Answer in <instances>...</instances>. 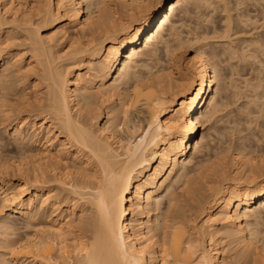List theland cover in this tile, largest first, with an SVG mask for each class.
Wrapping results in <instances>:
<instances>
[{
  "label": "bare ground",
  "instance_id": "1",
  "mask_svg": "<svg viewBox=\"0 0 264 264\" xmlns=\"http://www.w3.org/2000/svg\"><path fill=\"white\" fill-rule=\"evenodd\" d=\"M217 1L0 0V264L264 258V145H228L222 169L208 132L194 140L223 120L221 64L238 51L194 37L173 55L176 12Z\"/></svg>",
  "mask_w": 264,
  "mask_h": 264
},
{
  "label": "rangeland",
  "instance_id": "2",
  "mask_svg": "<svg viewBox=\"0 0 264 264\" xmlns=\"http://www.w3.org/2000/svg\"><path fill=\"white\" fill-rule=\"evenodd\" d=\"M225 1H226L228 8L224 7V5L226 6ZM218 2H219V4H218ZM217 4H216L217 7L214 6L215 9L213 8V10H212V8L206 9L205 7L202 6L201 8H197L196 10H194V12L192 11V9H194V8H191L190 5H184L183 4L182 8H180L176 12V14L173 16L170 25H173V24H175L176 26L179 25L178 28H180V29L178 31L181 32V33H179V35L181 34L180 36H182V37H180V38L182 40H183V38L186 40L188 38L190 40H193L191 42H194V39H193L194 37L195 38L196 37L197 38L203 37L202 38L203 40H201V44L202 45L204 44V45L202 47L209 54L211 51L214 52L215 50L217 51V50L222 49L224 47H227V48L232 47L233 49L236 47L235 50L238 51L236 53L238 55V57L236 56V54L234 56V53H233V54H231L232 55L231 58H229V57L226 58L227 62L224 61L225 63L222 62L223 65L221 64V66H224L223 69L225 68L224 72H225V78L226 79H224L225 80L224 84L225 85L227 84L225 89H224L226 91L223 90L222 93L226 94V96H228L227 98H229V99H227L228 104L225 107L226 109L222 110L223 120H221V123L218 122V124L217 123L214 124L215 126L212 125V128L209 130H204L203 125L200 123L198 134H197V136L194 137V140L198 141V140H200V136L202 133H204L205 131H206V133L208 132L209 134L207 133V135H209V136H207L208 139L206 142L209 144L212 141L209 144V145H211V147H214L213 148L214 152L212 154H215V152L217 154H215L214 155L215 158H213L214 156L209 154L211 152L204 151L203 153L207 152L208 156L206 154H202V155L200 154L202 157L198 155L197 158L193 161L197 162L196 160L200 161V160H202V158H204L203 160H205L207 157H209V159H210V157L212 156L210 160L213 159L214 162H216L218 160V159H216L217 158L216 155H217L218 158L221 157L219 160H222V157H223V160H225V161H222L224 163L220 162L219 160L217 161V162L222 163V166L220 163H218V164H220V166L223 169L225 166H227L225 164L227 158L225 159L224 157L228 156L227 151H228L229 146L231 148V146L234 145V146H232V148L233 147L236 148V145L238 143H239V145L244 144L245 146H250V148L252 146L255 147L257 145V143H259V145H264V143H263L264 135L263 134L261 135V133H262L261 131L264 130V125H263L264 121H262V119L264 120V118L260 117V114L257 112L259 114V116H257L258 117V119H257L256 112H253L254 104L249 102L250 100L254 99L255 95H257L259 90H261L260 92H262V93L259 92L260 94L257 96L258 97L257 99H259V96H261L260 98L264 99V95L262 96V94H264L263 93V90H264V53L263 54L261 53L262 50H260V52H258L259 48L262 49V47H260V46H262L261 45L262 43L259 45L261 40L264 43V39H263L264 38L263 37L264 36V0H221V1L219 0V1H217ZM184 7H188V8H184ZM190 9H191V11H190ZM227 9H228V11H227ZM187 11H189L190 13H188ZM184 12H187V13H184ZM225 12L227 13V16H226ZM229 14H231V15H229ZM243 14L245 16L246 15L247 16L245 17V16H243ZM228 15H229V17H228ZM230 17H232V19ZM244 17H245V19H244ZM229 18L231 19L232 24L230 23V20H228ZM237 19H239V21ZM246 19H250V20L247 21ZM251 19H252V21H251ZM243 21H245V22L247 21L246 24ZM228 26H230L229 27L230 29L228 28L229 32L227 31L228 29L226 28ZM166 31H167V29H166ZM225 34H227V35H225ZM174 41L172 42L173 45L177 44L178 40L177 41L174 40ZM253 41L255 43H252ZM189 42L190 41H188V43ZM256 42H257V44H256ZM190 44L191 43L187 44V41H184L183 46H181V45L180 46H178V45L174 46L176 49H175V51H173V55L175 54L174 56H178V57L190 55L191 53H193V51H192V49L190 50L189 48H192L191 46H194L193 43L191 46H190ZM239 44H241V45H239ZM254 44H256V46L257 47L259 46V47L256 48V46ZM236 45H238V46H236ZM254 46H255L256 50L254 49V53H253L252 48ZM238 47L240 48V50ZM241 47L244 50H246L245 47H247L248 52H247V57H243V58L241 57L239 59V57L241 56L239 53L242 51ZM252 53L255 55L254 56L248 55V54H252ZM163 57H164L163 62L166 61V59H168V56H165V54L163 55ZM182 66H183V64H182ZM259 82L263 84V87H261L262 86V84H261L260 88H259V86H258L260 84ZM257 86L259 89H256ZM261 88H263V89H261ZM255 91H257L256 94H255ZM252 94H254V97L252 96ZM263 99H261V100L264 101ZM261 100L259 99V101H261ZM247 102H249L248 103L249 105L247 104ZM245 105H247V106H245ZM244 109H245V111H244ZM246 109H248V110H246ZM249 109L250 110L252 109L251 112H249L250 111ZM254 110H255V107H254ZM245 112L248 113L249 115L247 116V114ZM252 112H253V114H252ZM254 116L256 118H254ZM258 124H260V126H263V127H259ZM216 132H218V133H216ZM0 134H1L0 136H2L5 141H8V140L10 141V139H9L10 137L7 134H6L7 136L5 134H2L1 129H0ZM254 134L255 135L257 134L256 135L257 138L258 137L261 139L263 138L262 139L263 141H261V140L259 141V138L257 139L256 137L255 138L259 142L254 141L255 140V138H253ZM260 135L263 137H260ZM243 136H245V137H243ZM244 138H246V139H244ZM252 139H254V140H252ZM248 140H250V141H248ZM208 141H210V142H208ZM260 142H262V143H260ZM252 143L256 144V145H253ZM14 146L17 147L13 143L9 145L10 148H14ZM232 148L229 150L230 151L229 153L235 152V151H233L234 148L233 149ZM213 149L211 148L212 151H213ZM224 149H225V151H224ZM221 151H222V153L223 152L225 153V154L223 153V156H221L222 154H220ZM226 154H227V156H224ZM203 156H205V157L207 156V157L205 158ZM71 159L72 158L70 157L66 161V163L69 164V166L72 165V164H70V163H72ZM69 160H71V161H69ZM68 162H70V163H68ZM67 164H66V166H68ZM60 165H62V163ZM64 166H65V163L62 165V168ZM68 168L70 169V167H68ZM225 168L227 169V167H225ZM69 169L66 168L65 170H69ZM72 170L73 169H71L70 171H72ZM70 171H67V172H70ZM49 172H50L49 174H51L54 171H49ZM51 186L53 187L54 185H51ZM55 189L56 188H54V191H55ZM63 194L64 193H62V195ZM204 194H207V193H204ZM162 199L163 200H161L162 202H161L160 208L164 209L167 205L166 201L168 199H166L165 197ZM67 206H68V204L65 206H64V204H60V207L54 213H59L60 211H63L64 209L67 208ZM198 218L199 219L197 221H199L201 219L200 216ZM29 227H31V226H29ZM22 228L20 229L21 234H23L22 233L23 231L25 234L26 231L33 230L32 227H31L32 229L27 228V227H25L27 229H25L24 227H22Z\"/></svg>",
  "mask_w": 264,
  "mask_h": 264
},
{
  "label": "snow or ice",
  "instance_id": "3",
  "mask_svg": "<svg viewBox=\"0 0 264 264\" xmlns=\"http://www.w3.org/2000/svg\"><path fill=\"white\" fill-rule=\"evenodd\" d=\"M257 264H264V258L258 260Z\"/></svg>",
  "mask_w": 264,
  "mask_h": 264
}]
</instances>
